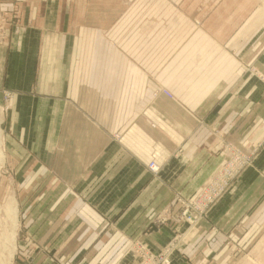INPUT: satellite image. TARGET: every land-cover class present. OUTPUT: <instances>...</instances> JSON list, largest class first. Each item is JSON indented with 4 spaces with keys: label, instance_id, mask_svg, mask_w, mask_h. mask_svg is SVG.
I'll list each match as a JSON object with an SVG mask.
<instances>
[{
    "label": "crops",
    "instance_id": "1",
    "mask_svg": "<svg viewBox=\"0 0 264 264\" xmlns=\"http://www.w3.org/2000/svg\"><path fill=\"white\" fill-rule=\"evenodd\" d=\"M262 7V1L227 0L223 14L211 16L203 29L192 33L190 47L176 51L170 62L145 68L150 86L144 84L139 98L133 90L121 89L120 64H113L115 73L109 80L103 75L96 81L76 77L84 31L70 24L56 27V3L48 5L46 19L23 20L8 30L7 42L0 44V88L13 95L3 126L4 146L18 184L23 228L32 232L33 243L48 239V247L55 251L65 240L63 254L70 246L83 248L75 259L66 260L71 264H127L130 241L144 240L158 251L172 239L175 224L152 230L153 217L169 210L165 207L173 195L169 184L177 183L175 189L191 197L207 179L201 175L215 170L219 161L207 148L186 141L202 131L200 123L238 84V66L227 43L245 37L241 39L246 50L264 58ZM183 49H187L185 60L176 57L184 54ZM158 88L175 97L150 98ZM248 89L230 101H246ZM225 107L221 114L226 129L232 109ZM254 117H259L257 112ZM257 120L245 123L240 132L251 129L254 122L258 126ZM115 134L122 135L121 147L113 140ZM154 135H162L164 145L151 139ZM178 135L183 138L178 140ZM159 147L167 156L180 147L183 153L179 159L164 158ZM155 153L161 172L153 176L144 167ZM141 169L145 172L137 176ZM263 181L258 175L247 178L204 229L216 226L212 232L224 235L244 223L241 217L250 216L253 203L258 206L264 198V191H259ZM130 182L137 183L135 192L127 189ZM235 242L216 235L186 239L174 264H259V254L254 256L256 262L236 258L231 251L226 254ZM247 242L241 241L242 246ZM94 246L95 256L88 261L91 252L86 248ZM32 263L55 261L36 254Z\"/></svg>",
    "mask_w": 264,
    "mask_h": 264
},
{
    "label": "rangeland",
    "instance_id": "2",
    "mask_svg": "<svg viewBox=\"0 0 264 264\" xmlns=\"http://www.w3.org/2000/svg\"><path fill=\"white\" fill-rule=\"evenodd\" d=\"M256 1L258 3L259 1L263 2L261 11H264V0ZM52 2L56 3L54 13V25L56 27L64 29L67 24H70L72 29L81 27L84 31L81 32L80 58L77 60L79 68L76 77H87L96 81L97 77L101 78L99 75H103V78L109 80L111 74L115 73L112 70L113 64H120L119 74L124 80L121 89L133 90L139 98L144 90V84L150 86L149 81L145 79V68L149 69L153 64L159 62H170L176 51L186 45L190 47L192 33H195L196 29H203L211 16L223 14L227 0H0V44L7 42L8 30H11L17 23L23 20L46 19L48 5ZM3 4L6 5L2 7ZM241 38L239 35V38L234 40L235 43L230 44L229 41L226 45L229 47L228 52L233 61L238 66V84L231 89L230 97H238L242 90L247 87L249 89L246 93V101L241 99L240 102L235 103L234 100L230 101V97L221 99L219 103H216V108L211 112L212 115L203 121L200 120L202 121L200 123L202 131L193 137L191 136L192 138L189 137L186 141L199 143L204 148L206 147L210 156L219 161L215 170L208 172L209 174L201 175L207 179L191 197H185L181 191L175 189L174 186H178L177 183L169 184L173 191L172 198H169L165 206H169V210L153 217L152 230L157 231V229L173 222L175 224L174 229L177 231L174 230L172 239L158 251L153 250L144 240L130 241V262L127 264H137V260L144 258L148 251V253L155 255L159 264H174V257L177 254L181 256L184 248L185 242L182 243V241L197 236L208 237L209 235H216L217 239L237 241L233 249L227 248L226 254L231 251L230 254L237 256L236 258L245 256V260L254 262H256L254 256L259 254V264H264V198L259 200L258 206L254 202L255 200H252L254 207L250 210V216L241 217L239 215L240 221L246 220L244 223L240 222L230 234L223 235L217 231L212 232L216 226L212 227L210 231L204 229V226L207 227V221H211L214 213L221 208V205L239 191V187L244 184L247 178H253L257 175L259 179L264 178V58L260 59L259 54L253 50H246L245 39L242 40ZM182 52L184 54H179L176 57L185 60L187 49H183ZM129 78L132 79L130 84L127 81ZM92 89L96 90V86L93 85ZM0 90L6 89L0 88ZM165 91L169 92L164 88H158L152 92L150 98L154 99L159 95L171 99L175 97L171 92H169L171 94L169 97ZM1 100L3 103L2 94L0 95ZM92 102L95 103V97L92 98ZM225 106L232 109L229 116L230 119L232 115L231 123L228 120L226 129L221 114L222 110L226 108ZM8 110L6 106L3 112L0 110V119L3 120L0 123V128L3 131L4 144L6 135L3 126ZM256 112L259 115L258 118L254 117ZM121 113H123L122 110ZM219 114L221 115L218 116ZM256 119L259 120V122L257 120L258 126L254 127V122L251 124V129L248 128L246 131L240 132V128L245 123H250ZM107 121L111 122L112 120L108 119ZM142 138H146V136H142ZM154 138L158 141L161 140L160 146L164 145L162 135L151 136V139ZM176 138L179 140L183 137L178 135ZM113 140L117 144L120 143L119 146L121 147V134L113 135ZM152 146V149L155 150L154 146H157L155 141ZM161 149L159 147L158 151L164 155ZM3 151L6 157L4 145ZM182 153L183 149L180 147L170 156L165 154L164 158L179 159ZM200 155H202L201 159H205L204 154ZM159 157V154L155 153L153 161L156 162ZM151 162L144 168L156 176L161 172V166L156 162L158 171L152 172L149 169ZM144 172V169H141L136 172V175L140 176ZM170 173L173 174L175 171ZM213 181L216 182L219 190L223 188L219 199L213 204H208L206 206L208 210L204 209L205 211L201 212L203 214H199L200 212L198 213L196 207L199 223L191 229L192 225L187 223L189 221L187 220L188 216L183 217V210L186 209V204L197 197L204 188L213 185ZM17 186L18 184L14 181V174L8 166L7 160H5L0 169V258H2L0 263L31 264L32 256L40 254L42 257L51 256L55 264H71L66 260L75 259L80 252L82 253L83 248L70 246L68 253L63 254L61 251L65 249L63 247L65 240L55 247V251L48 247V239L33 243L32 232L23 228L25 218L21 213H18V227L15 230L16 239L14 243L16 248L13 259L11 263L9 262L14 218L7 212V207L14 199L17 203L18 212H20L19 201L16 196ZM136 186V182H130L127 189L135 192ZM259 191H264V181L259 183ZM182 226L183 231H181ZM245 240L248 241L245 245L253 246H242L241 241ZM86 250L91 252V255L88 256V261H90L95 256V246L86 248ZM4 257H6V262L3 261Z\"/></svg>",
    "mask_w": 264,
    "mask_h": 264
},
{
    "label": "built area",
    "instance_id": "3",
    "mask_svg": "<svg viewBox=\"0 0 264 264\" xmlns=\"http://www.w3.org/2000/svg\"><path fill=\"white\" fill-rule=\"evenodd\" d=\"M166 95H168L169 97H171V94H169V92L165 91ZM2 94V98H3V103L2 100L0 101V110L1 112L4 111V108L6 106L7 110L9 108V101L10 99L13 97V95L7 91V90H0V95ZM5 104V105H3ZM149 169L152 172H157L158 171V164L155 161H152L149 164ZM213 185L207 186L206 188L203 189V191L197 195V197H194L193 200L189 201L188 204H186V209L183 210V217L188 216L189 223H196L198 220V216H197V209H198V213L199 214H203L201 213L202 211H205L204 209H207L206 206L208 204H213L214 202H216L219 199V196L223 190V188L221 190L218 189V185L216 184L215 181H213ZM197 207V209H196ZM208 210V209H207ZM149 252V251H148ZM146 254V256H144V258L137 260L138 263L137 264H159V260H157V258L155 257V255L148 253Z\"/></svg>",
    "mask_w": 264,
    "mask_h": 264
},
{
    "label": "bare ground",
    "instance_id": "4",
    "mask_svg": "<svg viewBox=\"0 0 264 264\" xmlns=\"http://www.w3.org/2000/svg\"><path fill=\"white\" fill-rule=\"evenodd\" d=\"M1 121H3V120H1L0 119V123H1ZM3 131H2V129L0 128V169H1V167H2V165H4V163H5V160H6V157H5V154H4V151H3V145H4V142H3ZM12 200V199H11ZM7 212L14 218V220H13V228H14V231L12 232V234H11V239H12V246H11V250L9 251V262L11 263V261H12V257H13V253H14V251H15V239H16V228L18 227V208H17V203H16V201H14V199H13V201H12V203L9 205V207H7ZM188 224H189V222H187ZM199 223V220H197V222L196 223H194V224H192V223H190V225H192V227H191V229H193L196 225L195 224H198ZM11 241V240H10ZM9 247V246H8ZM7 247V248H8ZM6 250H8V249H6ZM7 254V253H6ZM5 255V254H4ZM5 258L6 257H4V260L3 261H5ZM2 258H0V260H1ZM2 261V260H1ZM0 261V262H1ZM6 262V261H5ZM1 264V263H0ZM6 264V263H5ZM8 264V263H7Z\"/></svg>",
    "mask_w": 264,
    "mask_h": 264
}]
</instances>
